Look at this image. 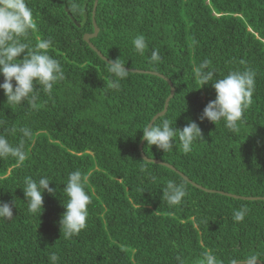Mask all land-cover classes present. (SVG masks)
I'll return each instance as SVG.
<instances>
[{"label":"trees","instance_id":"trees-1","mask_svg":"<svg viewBox=\"0 0 264 264\" xmlns=\"http://www.w3.org/2000/svg\"><path fill=\"white\" fill-rule=\"evenodd\" d=\"M94 1L27 0L36 28L25 40L34 46L51 39L48 54L60 62L64 79L50 95L39 91L35 107L9 105L0 89V135L13 145L23 140L26 152L20 163L0 159V201H14L12 219H0V264H52L53 253L58 264H177V255L184 264H200L205 252L217 264L251 255L264 264V201L204 192L141 158L142 129L163 110L170 86L130 72L119 91L108 86L107 63L83 39L94 32ZM95 20L99 34L91 42L109 61L120 58L126 68L172 82L175 95L156 123L168 119L182 129L190 119L201 128L203 139L190 153L177 138L166 153L145 142L146 156L208 190L264 197V0H99ZM137 35L146 39L144 55L132 45ZM153 49L159 63L150 61ZM204 60L215 78L233 70L256 74L238 132L223 121L200 120L215 99L211 84L201 87L193 71ZM22 127L32 129L30 139L22 138ZM75 170L87 177L91 203L86 227L67 238L59 224L67 199L62 188ZM26 176L48 177L56 189L55 196L43 194L41 216L28 211ZM170 180L186 190L174 206L161 197ZM240 207L249 211L237 223L232 215Z\"/></svg>","mask_w":264,"mask_h":264},{"label":"clouds","instance_id":"clouds-1","mask_svg":"<svg viewBox=\"0 0 264 264\" xmlns=\"http://www.w3.org/2000/svg\"><path fill=\"white\" fill-rule=\"evenodd\" d=\"M70 6L73 10H78L75 5ZM35 28L33 11L27 0H0V76L3 77L0 89L3 90L9 105H20L28 101L35 107L39 91L50 95L54 85L64 79L60 62L48 54V49L53 43L51 39H41L34 46L26 42L25 38ZM132 45L140 55H144L148 46L143 35L135 36ZM150 61L154 64L161 61L158 49L151 51ZM106 63L111 76L108 86L119 91L120 82L128 76L129 71L124 68L125 64L120 58ZM193 71L201 87L211 84L215 90V99L207 103L200 120L207 119L215 125L223 121L225 128L238 132L244 111L252 102L256 84L255 72L252 69L233 70L223 78H215V73L209 69L208 60L201 62ZM12 131L15 132L16 129ZM18 131L23 139H30L33 135L29 127L19 128ZM142 133L147 145H155L164 153L174 149L177 138L179 149L184 154L190 153L194 143L203 139L201 128L190 119L182 129L173 126L168 119L160 123L153 120L143 127ZM8 157L18 163L26 159L23 140L13 145L4 135H0V159ZM50 183L48 177H41L38 180L31 176L24 178L21 189L30 213L41 216L45 192L55 196L56 189L50 187ZM86 184L87 177L80 170H75L68 174L62 188L67 199L62 203L65 211L59 224L62 234L67 238L78 235L86 227L88 205L91 203V197L86 192ZM185 196L184 183L170 180L162 190L161 197L169 206H174L180 204ZM13 206L14 201L12 204L0 201V219H12ZM248 211L247 207L235 209L233 221L243 222ZM258 258L257 255H251L244 261L246 264H256ZM49 259L52 264H58L59 257L55 253L51 254ZM175 259L177 264H184L181 256L177 255ZM237 261L233 259L231 264H237ZM200 264H217V258L213 253L205 252Z\"/></svg>","mask_w":264,"mask_h":264},{"label":"water","instance_id":"water-1","mask_svg":"<svg viewBox=\"0 0 264 264\" xmlns=\"http://www.w3.org/2000/svg\"><path fill=\"white\" fill-rule=\"evenodd\" d=\"M98 2L99 0H95L94 1V7H93V12H92V22H93V26H94V32L93 34H85L84 35V41L90 46V48L97 53V55L105 62H110L105 56H103V54L92 44L91 40L96 38L99 34V28L97 26V23H96V20H95V16H96V10H97V6H98ZM126 70H128L130 73H133V74H151V75H154V76H157V77H160L164 80H166L170 86V95L168 96V98L166 99L165 101V104H164V108L163 110L156 114L150 122H152L153 120L157 121L159 118H162L166 115L167 111H168V107H169V103L170 101L172 100V98L174 97L175 95V88L172 84V82L167 79L165 76L159 74V73H156V72H151V71H142V70H135V69H129V68H126L124 67ZM149 122V123H150ZM146 140L145 139H142L140 145H139V152H140V156L141 158L147 162V163H153V164H156V165H160V166H164L174 172H176L177 174H179L185 181H187L188 183L192 184L194 187L204 191V192H208V193H218L220 195H223V196H227L229 198H233V199H239V200H244V201H264V197H243V196H238V195H234V194H229V193H226V192H222V191H213V190H208L206 188H203L202 186L200 185H197L196 183H193L191 180H189L184 174H182L181 172H179L177 169H175L172 165L168 164V163H165V162H162L161 160H157V159H151V158H148L146 156V154L144 153V150H143V147H144V144H145ZM237 264H246V261H240V262H237ZM256 264H263L261 261L257 260Z\"/></svg>","mask_w":264,"mask_h":264},{"label":"rangeland","instance_id":"rangeland-1","mask_svg":"<svg viewBox=\"0 0 264 264\" xmlns=\"http://www.w3.org/2000/svg\"><path fill=\"white\" fill-rule=\"evenodd\" d=\"M183 174V173H182ZM188 178V177H187Z\"/></svg>","mask_w":264,"mask_h":264}]
</instances>
